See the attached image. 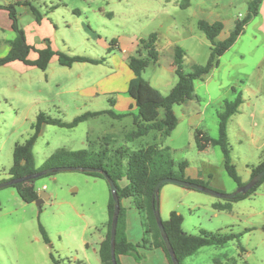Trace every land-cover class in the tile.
Returning a JSON list of instances; mask_svg holds the SVG:
<instances>
[{"label":"rangeland","instance_id":"obj_1","mask_svg":"<svg viewBox=\"0 0 264 264\" xmlns=\"http://www.w3.org/2000/svg\"><path fill=\"white\" fill-rule=\"evenodd\" d=\"M18 1H28L38 14L37 19L29 7L15 6L18 25L34 48H40L46 39L62 53L69 49L74 55L102 59L105 64H80L72 69L55 66L48 72V82L44 80L47 74L40 70L1 66L0 137L24 143L40 113L64 122L86 112L111 110L124 115L120 120L102 115L73 129L45 125L33 147L37 168L57 151H98L102 138L108 136L109 148L113 149L123 146L135 151L153 143L168 147L175 162L186 161L191 169L201 171L200 181L207 188L232 194L238 187L224 169L219 147L208 145L198 150L194 136L200 131L216 139L218 114L224 103L239 93L242 102L228 121L227 139L231 164L243 183L250 180V166L264 159V35L256 31L259 18L246 25L238 42L220 57L217 68L194 82V99L186 106L174 107L178 124L167 138L151 133L134 142L125 141L137 111L125 105L131 73L128 60L124 61L117 48L155 33L159 61L149 64L142 77L166 95L177 82L171 68L173 48L180 47L186 53L185 73L194 66H204L210 43L198 29V22H221L223 31L217 41H222L235 22L246 16L250 0H189L184 9L181 0H0V6ZM2 10L0 15L6 16ZM40 21L47 25L40 28ZM45 31L50 32L49 37L44 36ZM14 38L15 33L0 23V58ZM138 49L145 58L146 52L140 46ZM2 153L5 159L7 148ZM7 164H12L10 155ZM34 185L50 197L40 209L34 203H24L18 195L9 197V187L0 190V264H88L85 255L91 264H100L95 250L108 220L107 182L87 173L61 172L41 177ZM158 204L161 220L166 221L172 211L180 214L181 228L187 234L207 231L240 235L239 240L224 246L203 247L181 264H264V182L238 202L164 184ZM124 205L130 208V201ZM216 205L221 208L216 209ZM127 218L129 239L140 245L144 239L148 247L150 238L143 234L137 211L128 209ZM40 226L48 244L42 239ZM136 251L141 259L132 258L142 261L140 264H163L156 250L139 247Z\"/></svg>","mask_w":264,"mask_h":264},{"label":"trees","instance_id":"obj_2","mask_svg":"<svg viewBox=\"0 0 264 264\" xmlns=\"http://www.w3.org/2000/svg\"><path fill=\"white\" fill-rule=\"evenodd\" d=\"M262 0H250L247 5V14L237 20L228 37L222 41L217 38L223 31L221 22L209 23L200 20L197 24L198 29L204 34L210 43V55L204 66H194L192 71L185 73L183 63L186 53L180 47L173 48L172 64L177 82L166 94L162 95L154 89L142 74L149 64H157L159 52L157 50V35L151 34L147 39L139 41L140 48L146 52L147 56L142 57V51L137 50L135 56L128 58L127 67L132 74V78L127 86V94L134 101L137 114L133 118V128L124 136L126 142H134L151 133H157L160 138H167L171 135L178 124L174 113V107L185 104L194 99V82L202 80L213 69L219 66V59L236 42L237 38L243 34L246 25L258 14ZM189 0H181L180 7L183 9L188 6ZM26 6L33 14H38L30 7L28 1L16 2L14 5L0 6L8 12L11 21V29L15 33V38L10 41V50L6 56L0 58V67L13 62H20L26 66L34 67L40 71H45L53 57H56L59 66L70 68L76 63H87L99 65L104 62L102 59H94L85 56H71L64 53L54 52L47 44L46 49L37 52V58L34 61L28 59L32 48L27 45L24 31L18 25L15 6ZM46 43H48L46 41ZM113 44V41L111 42ZM241 95L238 93L233 101H226L223 110L218 114V135L216 139L206 137L202 132L196 131L194 140L198 150H204L208 145L219 147L224 160V169L227 175L236 183L237 187L244 185L238 176L234 165L231 164L230 147L227 139V125L229 119L238 112L241 105ZM102 115L109 116L112 119L120 120L124 115L115 114L111 110L101 112H86L75 117L71 122H64L60 119H54L40 113L36 117L35 123L31 126L32 133L28 139L20 144L15 143L12 151V164L6 171L8 180L19 179L28 175L35 174L56 167H87L104 171L115 183L117 195L120 201V212L115 238V256L117 264L118 256L130 255L136 261L141 258L137 254L136 248L143 247L147 249H160L168 264H172L170 256L166 250L160 232L156 225L152 208V196L154 189L159 181L165 178H174L181 181H189L205 186L199 180H191L185 176V169L188 167L186 161L175 162L172 159L171 150L168 147H162L155 143L131 150L127 147L109 148L110 137L102 138L103 144L98 151L83 149L77 151H57L48 157L42 167L37 168L33 154V147L40 136L43 125H51L59 128L73 129L79 124L90 119L98 118ZM264 169V159L257 165L250 166V179ZM94 178L104 179L98 173H87ZM53 174L46 175L52 176ZM45 177V176H44ZM35 180H29L19 183L9 188L14 190L19 198L27 204L34 203L39 194L34 185ZM105 180V179H104ZM123 180L126 183H122ZM264 182L262 180L253 187L247 194L237 195L232 202H238L247 199ZM207 187V186H205ZM130 201V208L137 211L141 219L143 234L150 238L149 245L146 247V241L142 239V245L133 244L127 240L125 234V224L127 209L122 205L124 201ZM1 208V202H0ZM114 202L111 194L107 205L108 220L106 223V233L104 240L100 243L98 257L101 264H112L110 260V227L113 215ZM220 209V206H215ZM225 208V207H224ZM227 209V208H226ZM182 216L174 211L170 212L166 221H163V227L171 243L177 260L181 264L185 258L192 256L196 251L208 246H224L227 243L239 240L240 235L234 233H213L201 231L199 234L191 235L183 232L181 225ZM39 231L45 244L49 243V238L45 230L40 226ZM54 264H65L55 262ZM69 264V263H68ZM76 264H84L77 262Z\"/></svg>","mask_w":264,"mask_h":264},{"label":"crops","instance_id":"obj_3","mask_svg":"<svg viewBox=\"0 0 264 264\" xmlns=\"http://www.w3.org/2000/svg\"><path fill=\"white\" fill-rule=\"evenodd\" d=\"M1 11V9H0ZM4 12H6V16L4 15V13H1L0 15V23H2V25H5V27L9 30L12 31L11 29V21L9 19V15H8V12L6 10H2ZM110 16V15H109ZM260 19L259 21V24L256 26V31L258 33H261L264 35V0H262L261 4H260V7H259V10H258V14L256 17H254L251 21H250V24H253L257 19ZM45 21L47 22L48 20L45 19ZM41 22V21H40ZM5 23V24H4ZM43 23V24H42ZM37 24H40V23H37ZM41 26L40 28L43 26L45 27L47 25V23L45 22H41ZM89 27V26H88ZM87 26H85V28H87L88 30H90V28H88ZM49 33L48 31H45V34L44 36L45 37H49ZM242 35V34H241ZM43 40V39H42ZM239 38L237 39V41L233 44V46L238 42ZM46 41L48 43H46ZM26 43L27 45H29L32 50L30 51L29 53V56H28V59L30 61H34L36 58H37V52L38 51H41V50H44L46 49L47 47V44L50 46V48L54 51V52H59V53H62L60 51L57 50V47L54 43V45L52 44L53 42H50L48 40H43V43L44 45H42L40 48H34L32 46V43L29 42V40L27 39L26 40ZM66 46V45H64ZM232 46V47H233ZM9 48H6V52L8 53L9 50H10V46H8ZM118 50L124 54V61H127L129 57L133 56V54L136 53L137 49L139 48V41L138 40H135V41H130L128 44H119L118 45ZM70 50L68 49L67 51V54L68 55H71V56H79V55H74L72 54L71 52H69ZM6 53V54H7ZM5 54V55H6ZM65 54V53H64ZM4 55V56H5ZM173 55V54H172ZM2 56V57H4ZM160 56V55H159ZM86 57V56H85ZM96 59V58H95ZM159 61V60H158ZM80 64L84 65V64H87V63H76V64H73L69 69H72V68H75L76 66H79ZM105 64V61L102 63V64H99V65H94V66H101V65H104ZM171 64H172V60H171ZM55 66H59L58 62H57V59L56 57H53L48 65V68L45 70V71H41L43 72L44 74H47L48 75V72H52L54 70V68H56ZM4 67H12L13 70L16 69L18 71H25L27 69H31V68H34V67H29V66H26L20 62H13V63H10V64H7L5 65ZM61 67V66H60ZM64 68H67V67H64ZM172 68V67H171ZM36 69V68H34ZM173 69V68H172ZM38 70V69H37ZM129 70V69H128ZM174 72V71H173ZM131 73V72H130ZM47 75L44 76V80L46 82L49 81V75L47 77ZM132 74L130 76V79L132 78ZM149 83V82H148ZM129 97V96H128ZM190 102V101H188ZM188 102H186L185 104L183 105H180V106H186L188 105ZM112 105L114 104V102L111 103ZM125 105L128 106L129 108L131 109H136L135 108V105H134V101L129 97L127 100L125 99ZM13 106V105H11ZM114 106H117V103H115ZM175 113V111H174ZM1 120V118H0ZM44 126H42V129H44ZM42 129H41V133H42ZM1 130V128H0ZM40 133V134H41ZM11 140V141H10ZM15 142H14V138L11 137V139L9 138L8 136V139L5 137H0V181H3V180H8V176L6 175V171L10 168V164H7L8 163V155H10L12 157V150H13V146H14ZM4 148H7V154H5V159H4V156H3V153L2 151L4 150ZM8 150H9V154H8ZM5 160V161H4ZM36 162V161H35ZM259 163V162H258ZM185 176L191 180L195 179V180H201L202 179V176H201V171L200 170H194V169H191L189 166L185 169ZM37 191L40 192V189L39 188H36ZM12 193H9V197H13L16 196V192L12 189H10ZM50 198V197H49ZM9 201V199H8ZM1 202V200H0ZM122 205L124 207H126L127 211L128 209H130L129 207H127L126 205H124V202H122ZM0 210H2V202H1V208ZM126 211V212H127ZM128 230H129V224H128V218L126 217V224H125V234H126V237H127V240L133 244H138L136 242H133L132 240L129 239L128 237ZM105 233H106V224L103 225L102 229H101V233L99 234V237H98V249H99V246H100V243L104 240V237H105ZM98 249L95 250L96 254L98 253ZM150 250H156L159 255L161 256L162 258V261H163V264H168L167 263V260L163 254V252L160 250V249H150ZM85 258H86V261L88 264H91L90 263V260L89 258L85 255ZM100 262V261H99ZM118 262L119 264H140V262H136L132 256L130 255H121V256H118ZM101 264V263H100Z\"/></svg>","mask_w":264,"mask_h":264},{"label":"water","instance_id":"obj_4","mask_svg":"<svg viewBox=\"0 0 264 264\" xmlns=\"http://www.w3.org/2000/svg\"><path fill=\"white\" fill-rule=\"evenodd\" d=\"M61 172H82V173L98 172L104 177L105 181L107 182V184L109 186L110 194H111L112 200L114 202L113 215H112L111 227H110V260H111L112 264H117L116 256H115V238H116V229H117V224H118V216H119V212H120V201H119V198L117 195V188H116L115 183L104 171L96 170V169H92V168H87V167H72V166L50 168V169L39 171L35 174L28 175V176H25V177H22L19 179H13V180L1 182L0 183V190L3 188H7L10 186L19 184V183L29 181V180H35V179H39L41 177H44L46 175L57 174V173H61ZM263 177H264V169L262 171H260L258 174H256L254 177H252L247 183L238 187L237 190L232 194H220V193L215 192V191H213V190H211V189H209L203 185H199V184L192 183L189 181H181V180L174 179V178H165V179H162L161 181H159L158 184L156 185L155 189H154V193L152 196V208H153V213H154L156 225L158 227V230L160 232V236L163 240V243L166 247V250L170 256L172 264H180V263L177 260L176 255H175L173 248L171 246V243L167 237V234H166L164 227H163V224H162L163 221L161 220L160 214H159L158 195H159L160 188L164 184H174V185L183 187L185 189H191V190L199 191L201 193H204V194H207V195L219 198V199L232 200L239 194H242V195L247 194L253 187H255L262 180ZM48 200H49V195H47L43 191H40L39 192V198L34 202V204L38 209H40L41 205Z\"/></svg>","mask_w":264,"mask_h":264},{"label":"built area","instance_id":"obj_5","mask_svg":"<svg viewBox=\"0 0 264 264\" xmlns=\"http://www.w3.org/2000/svg\"><path fill=\"white\" fill-rule=\"evenodd\" d=\"M38 194H39V191H38Z\"/></svg>","mask_w":264,"mask_h":264}]
</instances>
